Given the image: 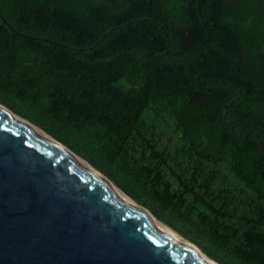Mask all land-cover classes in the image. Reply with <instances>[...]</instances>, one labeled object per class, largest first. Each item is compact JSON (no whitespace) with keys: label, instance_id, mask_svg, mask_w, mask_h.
Wrapping results in <instances>:
<instances>
[{"label":"trees","instance_id":"trees-1","mask_svg":"<svg viewBox=\"0 0 264 264\" xmlns=\"http://www.w3.org/2000/svg\"><path fill=\"white\" fill-rule=\"evenodd\" d=\"M0 102L209 258L264 264V0H0Z\"/></svg>","mask_w":264,"mask_h":264},{"label":"water","instance_id":"water-1","mask_svg":"<svg viewBox=\"0 0 264 264\" xmlns=\"http://www.w3.org/2000/svg\"><path fill=\"white\" fill-rule=\"evenodd\" d=\"M4 107L0 264H215Z\"/></svg>","mask_w":264,"mask_h":264},{"label":"rangeland","instance_id":"rangeland-1","mask_svg":"<svg viewBox=\"0 0 264 264\" xmlns=\"http://www.w3.org/2000/svg\"><path fill=\"white\" fill-rule=\"evenodd\" d=\"M3 104V103H2ZM8 107V106H7ZM10 108V107H9ZM10 109H12V108H10ZM13 110V109H12ZM15 113H17L18 115H20L21 117H23V118H25V119H27V120H29L28 118H26V117H24V116H22L21 114H19L18 112H16L15 110H13ZM147 121L145 122V124L147 125V127H145V128H143V132L145 133V135L146 136H150L151 138H152V140L153 141H155V142H158V144H159V147H163L165 144H166V142H167V137L166 136H163V135H161V134H159L158 132V130H157V133L154 135L153 134V132H155L154 130H153V128H151V126L150 125H148L149 123H150V120L149 119H146ZM30 122H32L31 120H29ZM33 124H35L36 126H38L39 128H41V129H43L39 124H37V123H35V122H33ZM43 130H45V129H43ZM156 130V129H155ZM45 132H47L46 130H45ZM48 133V132H47ZM49 135H51L50 133H48ZM52 136V135H51ZM55 138V137H54ZM61 142V141H60ZM63 143V142H62ZM64 144V143H63ZM66 145V144H65ZM67 146V145H66ZM144 146V145H143ZM68 147V146H67ZM141 147V146H140ZM68 148H70V147H68ZM142 148V147H141ZM71 149V148H70ZM144 149V148H143ZM169 149H171V152H170V160H171V162L173 163L174 161H175V158H176V151L174 150V146H173V144H170L169 145ZM72 150V149H71ZM72 151H74V150H72ZM75 152V151H74ZM76 153V152H75ZM138 153H140V151L138 152ZM77 155H79L78 153H76ZM80 157H82L81 155H79ZM85 161H87L90 165H92L95 169H97L98 171H100L102 174H104L106 177H108L112 182H113V184H115L118 188H120L124 193H126L128 196H130L127 192H125L121 187H119L109 176H107L105 173H103L99 168H97V167H95L93 164H91L87 159H85L84 157H82ZM176 164V163H175ZM177 165V168H182L183 166H178V164H176ZM173 179V184L174 185H177V181L174 179V178H172ZM221 181V180H220ZM131 197V196H130ZM132 198V197H131ZM133 200H135L134 198H132ZM136 201V200H135ZM137 202V201H136ZM138 203V202H137ZM138 204H140V203H138ZM140 205H142V204H140ZM143 207H145V208H147L148 210H150L148 207H146V206H144V205H142ZM151 211V210H150ZM152 212V211H151ZM153 213V212H152ZM154 214V213H153ZM154 216L156 217V218H158L155 214H154ZM158 220H160L161 222H163L161 219H159L158 218ZM164 223V222H163ZM166 224V223H165ZM185 238V237H184ZM187 239V238H186ZM188 240V239H187Z\"/></svg>","mask_w":264,"mask_h":264},{"label":"bare ground","instance_id":"bare-ground-1","mask_svg":"<svg viewBox=\"0 0 264 264\" xmlns=\"http://www.w3.org/2000/svg\"><path fill=\"white\" fill-rule=\"evenodd\" d=\"M6 108V107H4ZM7 110H9L10 112H12L13 114H15L16 116H18L19 118H21L23 121H25L26 123H28L29 125H31L32 127H34L35 129H37L38 131H40L41 133H43L44 135H46L47 137H49L50 139H52L53 141H55L56 143H58L59 145H61L63 148H65L66 150H68L70 153H72L73 155H75L77 158H79L80 160H82L84 163H86L87 165H89L91 168H93L95 171H97L100 175H102L104 178H106L108 181H110L112 184L113 182L108 179L105 175H103L100 171H98L97 169H95L92 165H90L87 161H85L82 157H80L79 155H77L75 152H73L70 148H68L66 145L62 144L60 141H58L57 139H55L53 136L49 135L47 132H45V130L39 128L38 126H36L35 124H33V122H30L29 120L17 115L16 113H14L12 110H10L9 108H6ZM114 185V184H113ZM115 186V185H114ZM117 188V186H115ZM120 192H122L124 195H126L128 198H130L133 202H135L137 205H139L141 208H143L146 212H148L150 215H152L154 218H156L150 211H148L145 207H143L142 205L138 204L135 200H133L130 196H128L126 193H124L120 188H117ZM158 220V218H156ZM159 222H161L160 220H158ZM162 224H164L166 227H168L170 230H172L173 232H175L177 235H179L181 238H183L184 240H186L188 243H190L192 246H194L197 250H199L202 254H204L206 257H208L201 249H199L194 243L190 242L189 240L185 239L179 232H177L175 229H173L172 227H170L169 225L161 222ZM209 258V257H208ZM211 261H213L215 264H219L218 262H216L215 260L209 258Z\"/></svg>","mask_w":264,"mask_h":264}]
</instances>
